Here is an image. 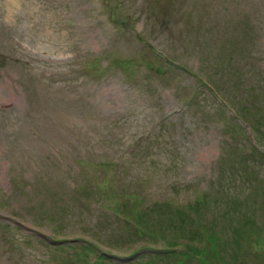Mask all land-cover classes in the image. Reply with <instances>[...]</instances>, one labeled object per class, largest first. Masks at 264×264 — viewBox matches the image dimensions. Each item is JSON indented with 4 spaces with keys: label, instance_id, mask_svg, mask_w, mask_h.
<instances>
[{
    "label": "rangeland",
    "instance_id": "obj_1",
    "mask_svg": "<svg viewBox=\"0 0 264 264\" xmlns=\"http://www.w3.org/2000/svg\"><path fill=\"white\" fill-rule=\"evenodd\" d=\"M0 264H264V0H0Z\"/></svg>",
    "mask_w": 264,
    "mask_h": 264
}]
</instances>
